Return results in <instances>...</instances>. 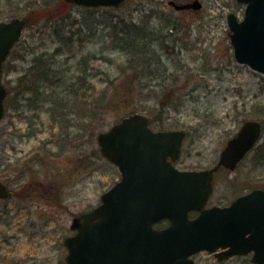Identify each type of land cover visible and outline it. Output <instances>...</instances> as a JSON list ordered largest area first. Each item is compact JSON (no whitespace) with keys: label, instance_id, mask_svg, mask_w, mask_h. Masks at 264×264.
Listing matches in <instances>:
<instances>
[{"label":"rangeland","instance_id":"rangeland-1","mask_svg":"<svg viewBox=\"0 0 264 264\" xmlns=\"http://www.w3.org/2000/svg\"><path fill=\"white\" fill-rule=\"evenodd\" d=\"M200 1L199 9L179 11L169 0L119 8L0 0V21L29 19L2 71L0 179L11 192L0 198V264H66L72 218L121 176L97 135L135 111L155 130L185 131L179 169L211 167L245 120L260 121L254 149L233 170L215 173L209 204L264 188V159L256 155L264 74L236 61L226 20L229 12L241 19L245 6ZM122 29L147 55L128 56ZM250 257L220 261L205 250L194 264H255Z\"/></svg>","mask_w":264,"mask_h":264},{"label":"water","instance_id":"water-1","mask_svg":"<svg viewBox=\"0 0 264 264\" xmlns=\"http://www.w3.org/2000/svg\"><path fill=\"white\" fill-rule=\"evenodd\" d=\"M89 7H119L125 0H63ZM244 3L242 20L227 14L229 38L237 62L264 74V0ZM177 10L199 9L201 2L176 3ZM25 19L0 22V120L6 88L3 63L21 36ZM261 125L246 120L224 145L211 168L178 169L185 135L182 129L152 130L141 112L125 115L97 136L100 151L117 165L121 177L103 192L95 208L72 218L76 233L64 238L68 264H193L194 253L207 250L218 258L252 252L264 264V189L255 188L224 207H206L218 167L229 169L260 139ZM9 195L0 180V197ZM197 215L191 217L190 212ZM163 219L161 229L154 223ZM221 250V251H218Z\"/></svg>","mask_w":264,"mask_h":264},{"label":"trees","instance_id":"trees-1","mask_svg":"<svg viewBox=\"0 0 264 264\" xmlns=\"http://www.w3.org/2000/svg\"><path fill=\"white\" fill-rule=\"evenodd\" d=\"M26 19V24L29 22V19L28 18H25ZM117 33H119V31H117ZM120 34L121 35H124L122 38H123V44H125L124 48L127 49V54L128 56H131V58H135L137 56H144V55H147L148 51H147V48H144L143 46V42L142 44L140 43V41H138V38L136 35H133L132 37H130V35H126V31H124L123 29L120 31ZM119 34V35H120ZM118 35V36H119ZM136 45H142V48L138 49V48H135ZM36 66V64H35ZM34 66V67H35ZM43 74H40V76H42ZM25 78V77H24ZM150 121V120H149ZM256 155L257 157H261L260 159H264V141L258 145L257 149H256Z\"/></svg>","mask_w":264,"mask_h":264},{"label":"flooded vegetation","instance_id":"flooded-vegetation-1","mask_svg":"<svg viewBox=\"0 0 264 264\" xmlns=\"http://www.w3.org/2000/svg\"><path fill=\"white\" fill-rule=\"evenodd\" d=\"M223 168V167H222ZM221 169V168H220ZM214 182V181H213ZM212 195L213 194H211V196L209 197V199H208V203H207V206H214V205H219V206H224V205H227V204H229V203H231L232 201H233V199L230 201V202H228V203H226V204H224V205H222V204H214L213 203V205H210L209 203V201H210V199H211V197H212ZM194 214V212L192 213V215ZM166 223H167V221L166 220H162L160 223H157V224H154V226L156 227V228H161V227H164V226H166ZM202 252V251H201ZM211 255L214 257V258H217L218 260H220V261H226L225 259H219L218 257H217V255H215V253H211ZM250 259H251V257H250ZM64 262L66 263V261L64 260ZM67 264V263H66Z\"/></svg>","mask_w":264,"mask_h":264}]
</instances>
